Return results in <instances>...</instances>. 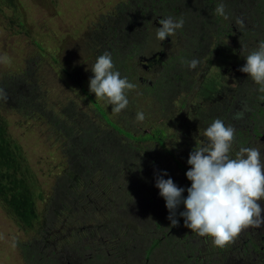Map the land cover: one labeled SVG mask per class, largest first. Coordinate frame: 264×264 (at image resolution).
Instances as JSON below:
<instances>
[{"label": "rangeland", "instance_id": "374dc122", "mask_svg": "<svg viewBox=\"0 0 264 264\" xmlns=\"http://www.w3.org/2000/svg\"><path fill=\"white\" fill-rule=\"evenodd\" d=\"M124 1L0 0V56L8 58L7 62H0V77L5 76L7 84L16 85L18 81L25 83L24 80H18L14 73L19 74L26 70L28 71V83L31 80L37 88L38 93L35 96H42L41 99L33 98L27 101L26 107H29V102L34 105L30 114L17 112L14 108L8 111L0 110V116L4 119H0V128L3 130L0 131L2 133L0 134L2 138L0 139V174L4 176L3 181L5 183L9 182L7 185H3L0 195V264H20L21 256L18 241L25 243L32 235L38 234L43 235L44 238L49 236L46 233L47 228L39 226L34 220L39 209H41L40 207H43L37 206V201L34 199L42 200V198L48 199L53 196L54 178L64 170L65 165L57 167L58 164L62 163H58V159L55 161L50 159L52 155L50 152L53 151L51 148L58 146L56 143L58 139L52 136L47 138V131L49 134L48 121L56 125V130H58L59 122L65 131H73L75 124L77 133L82 128H96V124L99 123L100 131H104L106 128L111 141L118 137L121 144H128L129 142L135 144L137 140V138L131 137L133 132L124 123H127L128 127L136 131L137 134L152 133L156 129H161L165 137L163 146L145 150L143 146L146 145L143 144L147 142H139L142 147L133 150V155L156 159L162 150L167 151L169 149L181 158L184 155V149L189 147L191 142L198 141L200 144L201 139H203L204 132L199 130L201 128H195L196 125L192 123L191 117H189L197 100L209 102L217 96L221 97L223 96L221 87L228 88L234 84L235 57L223 45V43L226 46L229 45L230 40L224 41L222 38H215L211 47L216 50L210 55L214 62L208 65L207 76L202 79L204 84L199 88L196 96L192 97L188 93V115L182 113L181 116L174 117L173 111L179 108L178 101H172L175 98L174 95L170 99L167 98L169 105H167V110L164 113L158 112L155 115L151 112L145 114L146 119L142 123L137 122V112H148L146 111L148 99L132 96L137 91L145 90L137 84V91H129L131 96L128 97L129 101L132 100L135 105L126 111L125 109L122 110L119 114L111 112L109 107L112 106L108 105L105 99H98L94 93L89 91V78L94 75L90 67L96 60L95 58H87V49L95 47L96 42L91 41L95 40L93 36L99 34V31L105 27L107 22H103L104 20H108V23H112L111 26L115 27L113 35L108 38L105 37L107 40L112 39L109 41L111 47L115 46L114 40L119 32V25L121 22L126 24L128 19L115 16L114 9L117 4H122ZM158 27L161 25L154 26L151 24L147 30L149 35L155 37L147 39L152 46L156 42L159 44L156 36ZM169 37L171 38L169 44H163V47L169 52L175 51V48L186 46V40L178 41L181 38L178 29L174 35ZM98 40L102 41V39ZM60 42L65 47L60 53H56ZM217 43H220L219 46H216ZM109 52L112 56L111 49ZM127 53H129L127 47L119 46L115 61L123 63V60L119 58L125 57ZM133 59L135 60L128 61L132 67L126 65L124 68L121 66L116 69L122 77L126 76L130 82H132L129 77L131 74L136 76L137 81L138 76L142 75L146 80L154 82L158 78V70L160 72L164 69L163 66H158V68L145 72L138 65V57ZM68 71L71 72V77L67 76ZM164 73L168 77L170 76L169 70ZM21 88L23 87L21 86ZM89 94L91 97L88 96ZM2 102L6 106L10 104L15 107V103L9 98L6 102ZM171 104L173 106H170ZM37 108L38 112L36 111ZM154 108L156 106L152 109ZM45 111L48 113L44 116L45 122H43L41 113L45 114ZM64 112L66 115H63ZM67 113L71 115H67ZM22 114L27 115L23 116ZM160 116L164 118L158 120ZM30 129H34L35 133L29 135ZM60 134L66 135L63 132ZM50 142L53 144L51 147L48 146ZM60 142L62 144V141ZM62 146L67 147L66 143H63ZM129 147L134 149L133 146L129 145ZM10 148L16 149V152L7 156L6 149ZM234 149L233 147L232 150ZM235 153L233 154L235 155ZM7 159L8 164L5 162ZM162 160L160 166L164 165L162 170H165L167 160ZM184 160L187 161L185 155ZM68 163L70 160L67 158L66 164ZM174 168L167 172L168 175L177 185L185 188L187 177L179 169L175 170ZM129 172L130 169L126 166H122L120 169L112 167L111 174L105 175L101 171V166H98L88 176V182L83 181V183L77 184L78 186L74 188L76 196L88 198L85 201H82L84 198H81L80 205L70 200L69 206L60 213V218L57 219L56 216L54 219L56 226L53 233H56L54 235L56 247H64L63 244L67 243L70 236L69 233L79 226L89 225L92 229L93 226H102L115 217L123 224H127L128 214L115 207L114 203L121 198H129L130 194L138 187L132 186L127 192H119L121 180L127 178ZM165 177L168 178V176ZM30 182L32 184H29ZM189 182L191 185V181ZM29 186L32 192L30 195V192H27ZM92 200L96 206L94 209L90 207ZM25 210L28 211L24 213V217L18 214ZM44 211L48 215V212ZM127 211L132 213V209ZM157 223L155 222V224ZM155 224H150L151 232L155 231L157 227ZM132 225L133 221L130 223V228L133 227ZM91 229L89 231H92ZM13 230L15 232L12 234ZM56 235H59V239ZM139 241L137 239L136 242ZM14 243L15 246H13ZM43 243L45 244L44 240ZM47 243H49V237ZM106 244L105 247L109 248V252L115 251L117 258H119L115 263L109 262L110 264H133L131 256L135 255L139 249H144L135 246L131 250L125 247L122 249L113 245L111 241H106ZM182 246L185 247V245ZM213 246L212 238L208 237L201 246V252L211 253L215 251ZM137 255L140 258V254L137 253ZM165 257L160 258V264L165 260ZM210 258L212 259V256Z\"/></svg>", "mask_w": 264, "mask_h": 264}, {"label": "flooded vegetation", "instance_id": "af4514ba", "mask_svg": "<svg viewBox=\"0 0 264 264\" xmlns=\"http://www.w3.org/2000/svg\"><path fill=\"white\" fill-rule=\"evenodd\" d=\"M140 1L139 26L135 30L127 20L126 24L119 27L116 38H119V36H121V38L129 37L132 34L134 37L133 35L130 37L134 39H136V35L140 37L139 40L141 41H138L139 44L135 43L129 47L128 45L123 46L127 47L129 51L125 56L126 63L129 61L128 58H132L133 61L135 60L133 58L137 56L139 59L138 65H140L145 72L153 68H158V66L164 67L160 72L158 70V78L154 82L146 80L142 75L138 76V82L136 76L131 74L138 86L146 91L154 92L155 98L153 100L146 98L148 99L146 111L150 110V103L154 102L157 111H153V113L156 115L158 112H163L161 109V96L166 95L167 90H170V95L172 94L171 97L175 95L172 101H178L177 105L179 106V108L172 113L174 117H179L182 113L188 115V93L192 97L198 94L199 88L204 84L202 83V79L207 76L208 65L214 62L210 55L216 49H213L211 44L214 42L215 38H222L224 41L230 40L229 45L226 46L225 43H223V45L226 47V50L235 57L234 62H236V66L233 74L234 84L228 88L222 86L221 90L223 91V96L221 97L215 96L216 98L209 102H203L198 99L189 117H191L192 123L196 125L195 128H201L199 130L203 132L212 123L209 121L210 119L215 120L219 118L224 122H229L234 126L237 132H235V141L233 143L235 149L232 150V154L239 151L241 147H256L260 149L262 154L261 158L264 160V122H262L261 125H259L260 127L256 130L252 120L254 117H251V114L248 116L247 111L242 114V118H235L237 113L243 112V97L239 91L241 80V71H239V69L243 62L246 63V59H243L241 54V36L245 35V31H249L253 40H257L255 29L250 24L252 19L249 21L247 19H242V16L238 13L239 10L237 9L235 0ZM255 1L256 0H252L250 4L246 3L247 7L245 9L250 8V12H252ZM221 2L229 7L228 12H233V15L231 14L227 19L215 12L217 5ZM168 16L173 17V19L183 18L184 20L183 27L178 29L181 36L178 41L181 39L186 40V46L175 48V51L172 50V52H169L168 49L163 47V44H169V41H171L170 37H167L162 42L159 41V44L156 42L154 46L150 45L147 41V39L154 37L147 33L148 27L151 24L154 26L160 25L159 20L162 17ZM238 21H243L244 24L241 25ZM103 22H108V20H104ZM106 25L99 31L98 35H110L105 36L108 38L113 35L114 28L113 26ZM105 37H103V40H105L106 44H109V41L112 39L107 40ZM93 38L96 39V35H94ZM219 44L220 43H217L216 46H219ZM64 47L65 45H62V42H60L56 53H60ZM253 50L255 49H252L251 52ZM193 58L198 59L200 63L196 69L190 70L187 66V62L191 61ZM167 70L170 71L169 77L164 73ZM253 99L257 101L256 98ZM170 106H173V104ZM261 106H264V102H261ZM163 118L164 117L160 116L158 120ZM128 129L133 132L131 137L137 138L135 144L129 142L134 147V149H131V152L142 147L139 142H147L143 144L146 145L143 146L145 150L156 149V147L164 145L165 137L161 129H156L152 133L147 132L146 135H150V138L144 137L145 134H137L136 131H133L129 127ZM241 134H244L247 139L245 143L241 141ZM196 143L197 146H199L198 141H195L191 142L190 146L184 149L186 159H188L189 152L194 148ZM184 155L180 158L174 151L171 152L168 149L167 151L162 150V152L156 156V159L135 157L139 160V169H141L140 165L150 166L146 169L153 170V178L147 184L143 183V179H138L137 182H134L133 179H129V177H136L134 174L132 176L129 172V176L121 180L119 192H127L132 186H138L134 192L130 194L129 198L124 197L114 203L115 207L128 214V222L126 225L116 219V217H112L113 220L103 225L101 224L102 226H93L92 229L89 225L76 227L74 231L69 233L71 237L69 236L67 243L65 242L63 244L64 247L58 248L55 246L56 238L54 235L56 233H53L56 226L53 219H55L56 216L50 217L53 219L47 220L48 223L45 222V219H42L43 223L39 222L38 225L47 228L46 233L49 236H45L44 238L43 235L38 234L39 239L35 241V244L42 246H40V254L36 259L37 264H46L45 260L48 261V258L53 254H56V256L53 257V264H110L109 262L111 261L115 263L119 258H117L115 251L113 253L109 252V248L105 247V245H107L106 241H111L113 245H117L122 249L125 247L131 250L134 246L136 248H144L143 250L139 249L137 252L140 254V258H138L137 253L131 256V260L134 262L133 264H160L159 260L162 256H166L162 264H212L213 257L211 259L210 256L216 253H218L217 263L223 264L225 261L224 254L230 253L229 249L231 251V249L238 244V241L230 243L223 248L213 246V250L215 251L205 254L201 252V246L209 236L201 237L199 235L193 236L189 234L188 236L182 237L180 242H177L175 239L179 234L177 233L174 236H170L171 234H169L173 226L170 220L167 219L168 214L166 211L161 210L163 208L162 203L164 202V198L160 197L159 189L154 185V178L164 166H160L163 161L162 159L167 160V168L165 169L167 172L170 170L172 171L175 167V170L179 169L184 176H186L185 173L190 165L184 160ZM122 166L128 167L131 171V167L135 166V164L132 162ZM138 176H140V172ZM164 178L167 179L166 177ZM190 186L189 182V184L185 186V189ZM87 198L88 197H85V199ZM85 199L82 201H85ZM93 199L96 198L93 197ZM260 203L263 204L262 208H264V200H261ZM80 204L81 201L77 203V205ZM155 206L156 210L154 209ZM90 207L92 209L96 208L93 200ZM128 209H132V213H129L127 211ZM48 217L49 216L46 215V218ZM59 218L60 215H57V219ZM132 221L133 227L130 228V223ZM155 222L158 223L155 224ZM151 223L157 226L154 232L150 230ZM113 224H116V227H114ZM115 228H117V230H115ZM90 229L92 231H89ZM166 235L169 236L166 243L155 245L156 238L160 240L162 238L163 241ZM48 237L49 243H47ZM56 237L59 239V235H56ZM137 239L140 241L136 242ZM43 240L46 245L43 243ZM182 245H185V247ZM240 262V258L236 256L235 262L232 264H239Z\"/></svg>", "mask_w": 264, "mask_h": 264}, {"label": "clouds", "instance_id": "9594fccd", "mask_svg": "<svg viewBox=\"0 0 264 264\" xmlns=\"http://www.w3.org/2000/svg\"><path fill=\"white\" fill-rule=\"evenodd\" d=\"M225 7L221 2L215 12L227 19ZM238 23L242 25L243 21ZM159 24L156 36L162 42L182 28L184 20L168 16L162 17ZM245 59L239 71L248 74L260 85L258 90L264 92V41L259 42L258 48ZM7 60L6 56H0V62ZM199 63L193 58L187 66L192 70ZM90 68L94 75L89 78V91L96 98L105 99L115 114L126 109L128 92L135 90L137 85L116 70L111 53L105 51ZM7 99L6 91L0 88V100L6 102ZM235 118H242V113H237ZM145 119L143 111L137 112V122ZM235 132L234 126L226 125L219 118L205 129L199 146L196 143L189 152L187 164L191 167L185 175L191 186L187 189L178 186L166 170H160L155 176V186L165 200L171 225L179 226L177 217H183L185 227L201 237H211L213 245L221 248L234 242L242 230L264 226V208L259 203L264 200V160L256 147H241L233 156ZM181 204L183 211H179Z\"/></svg>", "mask_w": 264, "mask_h": 264}, {"label": "trees", "instance_id": "16d2710c", "mask_svg": "<svg viewBox=\"0 0 264 264\" xmlns=\"http://www.w3.org/2000/svg\"><path fill=\"white\" fill-rule=\"evenodd\" d=\"M235 4L237 6V9L239 10L240 16H242V19H247L248 21L252 19L251 26L255 29L257 40H253V38L250 36L249 31H245L244 34L241 36V54L243 59L250 54L252 49H257L259 42L264 41V0H256L255 4L253 6V11L250 12V8L245 9L247 7V4H250L252 0H235ZM141 1L140 0H125L122 4H117V6L114 9L115 16H120L122 19H125V17L128 19V22H130L132 28L136 30V28L139 26L140 21V10ZM225 10L228 12L229 7L225 5ZM241 8V9H240ZM243 10V11H241ZM241 11V13H240ZM233 12H228L227 16L228 18L231 16ZM233 15V14H232ZM114 16V17H115ZM125 23V22H124ZM123 22L119 25H124ZM244 24V22H243ZM112 23H108L106 26H111ZM113 28H115L113 26ZM133 35V34H132ZM130 35V36H132ZM96 35V39L91 42H96L95 47H90V49H87V58H95L97 59L98 56L102 55L105 51L112 50V59L115 64V68L118 69L119 67L123 66V68L128 65L132 67L129 63H126V57H121L119 59L123 60V63H118L117 55L119 46L123 47L124 45H128V47L132 44H139L138 41L140 37L139 35H136V39L133 37H123V38H116L114 40V47H111L109 44L105 43V40H103V37L110 36V35ZM98 39H102L100 42ZM58 50V49H57ZM131 57L130 55H128ZM128 58V57H127ZM129 61H132V58H128ZM119 64V65H118ZM245 63L243 62L240 67H242ZM65 71H67L66 68H64ZM14 73V72H12ZM17 76L18 80H24V82L18 81L16 85L13 84H7V81H5V76L0 77V88H3L8 98L15 103V107L8 104V106L4 105L2 100H0V110H11L14 108L17 112L20 113H31L33 109H31L34 105L29 102V107L27 106V101L29 99L37 98L41 99L42 96H35L38 91L33 82L31 80L27 81L28 78V71H23L22 73H14ZM79 74V73H78ZM67 76L71 77V72H67ZM131 80L134 84L135 79L130 75ZM240 84H239V91L241 96L243 97V104H242V114H244L245 111H247V114H251V117H254L253 123L255 125L256 130L260 127L262 122H264V106H261V102H264V92H260L258 89L260 85L256 84L253 79L248 76V74L240 72ZM27 82V83H26ZM29 84V85H28ZM21 86L23 88H21ZM136 90V89H135ZM137 91V90H136ZM32 92V94H29ZM170 90H167L166 95L161 96L162 100V106L161 109L163 113L165 110H167V98L170 99ZM91 97V95H88ZM131 96L128 92V97ZM132 96L137 97H144V98H150L153 100L155 98L154 92L152 91H141L136 92ZM253 98H256L257 101H255ZM245 102V103H244ZM134 104L133 101H129V104L125 111L129 108H131ZM160 105V104H159ZM156 104L154 102L150 103L149 109L151 110ZM169 107V106H168ZM112 109V107H109ZM38 112V108L36 110ZM153 111H157V108L152 109L151 111L145 112V114L151 113ZM16 113V112H13ZM48 112L45 111V114L41 113L42 121L45 122L44 116L47 115ZM23 116H26L27 114H22ZM63 115H66L65 112ZM67 115H71L70 113H67ZM128 117V114L126 115ZM215 117V116H214ZM213 117V118H214ZM0 119H3L0 116ZM4 120V119H3ZM222 120V119H221ZM210 122H213L214 120L210 119ZM49 134L47 131V138H57L56 143L58 144L57 147L51 148L53 151L50 152L52 154L50 156V159L55 161V159H58V163L61 162L62 164H58L57 167L65 165V168L63 171L59 172V175L57 174L54 178L53 184L55 183L52 193L53 196L49 197L48 199L40 200L39 198L34 199V201H37V206H43L40 207L39 213L34 218L36 224H39V222L43 223L42 219H45V222L47 220H52L53 218H50L52 216L60 215L61 212H63L66 207L69 206L70 200L74 203H78L81 198L85 199V196L77 197L74 188L78 186L77 184H80L83 181L88 182V176H90L91 172L97 169L98 166H101V171L103 174H111L110 170L112 167L115 169H120L122 165H127L129 163H134L135 166L131 167L130 174L136 177L131 178L134 182H137L138 179H143V183L147 184L152 178H153V170L146 169L147 167H150L148 165H140L141 169L138 168L139 160L135 158L134 155H132L131 152V143L128 144H121L118 137H116L115 140L111 141V139L108 137V134L106 132V128H104V131H100L99 123L96 124V128L89 127V128H82V130H79V133H77V128L75 124L73 125L74 130L73 131H65L63 130L61 126V122L58 123V130H56V125L54 123L49 122ZM126 127L128 128V124L124 123ZM226 125H231L229 122H225ZM0 131H3L2 128H0ZM35 133L34 129L29 130V135L32 133ZM53 132V135H52ZM61 132L65 133L66 135L60 134ZM71 132V133H70ZM237 133V132H236ZM0 134H2L0 132ZM108 137V138H105ZM144 137L150 138V135H146ZM162 138V137H161ZM0 139L1 136H0ZM63 143H66V146H62ZM241 141L242 143H245L247 139L245 138L244 134H241ZM55 144V142H54ZM49 147L53 146L52 142L48 144ZM69 147V148H68ZM13 148V147H12ZM6 149L7 156H11V153H15V150ZM67 148V149H66ZM47 150L45 149V152ZM49 153V152H48ZM13 155V154H12ZM6 156V157H7ZM67 158L70 160V163L66 164ZM9 159V158H8ZM8 159L5 161L8 164ZM145 164V163H144ZM68 168H70L68 170ZM140 172V176L139 175ZM138 176V177H137ZM4 176L0 174V195L1 191L3 190V185H7L8 183H5L3 181ZM155 179V178H154ZM29 184H32L31 182ZM189 184V180L186 181V185ZM2 185V186H1ZM155 185V182H154ZM156 187V186H155ZM157 188V187H156ZM2 189V190H1ZM30 192L29 195L32 193L30 186L29 190L27 192ZM183 195L186 197L187 192H184ZM42 197V196H41ZM161 197V196H160ZM7 200V199H6ZM86 200V199H85ZM158 200V199H157ZM41 201V202H39ZM161 209L162 211H166L168 213V209L165 207V200L163 199ZM29 208L31 209V205L29 204ZM28 208V210H29ZM48 212V218H46L45 211ZM156 210V206L154 207ZM28 210L21 211L20 215L24 217V213H26ZM184 206L183 204L180 205L179 211H183ZM49 212H52V214H49ZM264 215V213H262ZM180 221L179 226H173L171 229L172 231L169 232L171 234L170 236H174L177 233L179 236L175 239V241L180 242L182 237L188 236L189 234H192L193 236L198 235L195 232H192L191 229L184 226L183 217H177ZM54 220V219H53ZM114 227H116V224H113ZM117 230V228H115ZM19 231V230H18ZM15 232L13 230L12 234ZM169 238L168 235L165 236L164 240H161L156 238L155 245L156 244H163L166 243V240ZM38 235H32L29 240H27L25 243H21L20 241L17 242L19 246V252L21 256L20 264H37L36 259L38 258V255L40 254V250L42 245L35 244V241L38 240ZM238 241V244L233 247V249H229L228 254H224L225 261L223 264H232L235 262V257L238 256L241 260L239 264H264V226H261L259 228L257 227H248L245 230H242V232L239 234L237 238H235L234 242ZM232 242V243H234ZM17 246V247H18ZM216 253V252H215ZM213 254V253H212ZM56 254H53L48 258V261L45 260L46 264H53V257H55ZM213 257V263L212 264H218V253L215 255H211ZM18 260V259H17ZM18 263V262H17ZM19 264V263H18Z\"/></svg>", "mask_w": 264, "mask_h": 264}]
</instances>
